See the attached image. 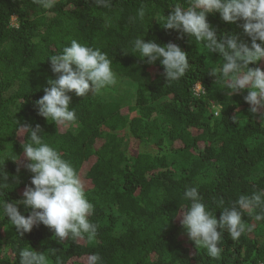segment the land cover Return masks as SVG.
Instances as JSON below:
<instances>
[{"label": "trees", "instance_id": "16d2710c", "mask_svg": "<svg viewBox=\"0 0 264 264\" xmlns=\"http://www.w3.org/2000/svg\"><path fill=\"white\" fill-rule=\"evenodd\" d=\"M177 3L186 6L188 0H109L108 7L93 0H56L50 10L32 0H0V204L23 198L32 174L23 167L22 143L29 142V134L20 124H39L43 142L80 176L94 206L89 219L97 226L91 240L60 241L43 225L19 237L0 212V264H19L20 250L30 247L45 253L48 264L57 258L86 264L94 252L103 264H264V220L255 219L260 208L237 205L251 231L233 240L218 229V258L196 246L179 222L191 203L183 196L190 187L218 220L240 195L264 191V111L251 113L246 92L228 96L209 76L221 63L218 54L195 37L178 38L181 34L163 29ZM141 6L143 20L137 17ZM208 21L218 35L247 39L219 14ZM137 38L178 44L188 54L185 76L167 82L159 61L149 64L134 51ZM72 40L107 53L113 72L137 89L128 100L106 97L108 86L85 97L69 93L76 121L59 125L38 116L34 104L48 80L58 78L48 58ZM258 66L264 68V61ZM18 207L22 215L31 212L22 203Z\"/></svg>", "mask_w": 264, "mask_h": 264}, {"label": "clouds", "instance_id": "9594fccd", "mask_svg": "<svg viewBox=\"0 0 264 264\" xmlns=\"http://www.w3.org/2000/svg\"><path fill=\"white\" fill-rule=\"evenodd\" d=\"M32 3L50 10L56 0H32ZM93 3L97 7L109 6V0H93ZM212 14H219L225 23L237 24L247 39H242L238 33L218 35L217 29L208 21ZM145 15L146 9L141 6L137 17L143 20ZM163 29L181 34L178 38L195 37L209 53L218 54L221 63L210 69L209 76L224 85L228 96L246 92L244 101L251 113L264 111V68L258 66L264 61V0H188L186 6L177 3L164 17ZM134 51L149 64L159 61L167 82L180 80L190 67L188 54L173 42L162 45L155 40L146 42L144 38H137ZM48 60L51 72L58 74V78L48 80L49 86L43 89L44 94L35 101L34 107L38 116L51 119L55 124L67 125L76 121V112L69 107L72 100L69 93H75L77 97L98 94L116 82L108 54L77 40H72L70 46H65ZM20 128L29 134V142H23L22 149L27 161L23 167L32 174L31 180L24 187L22 200L3 201L0 212L10 220L19 237L43 225L53 230L60 241L93 239L97 226L89 216L94 206L86 198L85 186L76 169L59 151L43 142L39 124L33 127L25 122ZM183 196L191 203L179 222L188 238L196 246L206 249L212 258H218L222 252L218 247L222 232L218 229H226L233 240L251 231L243 222L237 205L244 210L260 208L261 213L256 214L255 219L264 220V191L240 195L232 207L222 212L219 220L208 210L196 187L188 188ZM21 203L31 209L27 216L19 210ZM19 257V264H48L46 254L31 247L21 249ZM56 264H62V261L57 258ZM86 264H103V258L99 253H91L86 257Z\"/></svg>", "mask_w": 264, "mask_h": 264}, {"label": "rangeland", "instance_id": "374dc122", "mask_svg": "<svg viewBox=\"0 0 264 264\" xmlns=\"http://www.w3.org/2000/svg\"><path fill=\"white\" fill-rule=\"evenodd\" d=\"M12 22L13 24H15L16 18H13ZM115 79H116L115 84L109 85L108 89L105 91L106 97L110 96L113 98L115 96H121L122 98L127 97V100H128V98L131 97L135 93L137 86L134 84L130 85L129 82L124 81V79H122L116 74H115ZM197 89L199 90L200 86H198Z\"/></svg>", "mask_w": 264, "mask_h": 264}, {"label": "built area", "instance_id": "2783aa9c", "mask_svg": "<svg viewBox=\"0 0 264 264\" xmlns=\"http://www.w3.org/2000/svg\"><path fill=\"white\" fill-rule=\"evenodd\" d=\"M200 90V89H199ZM199 90H198V92H199Z\"/></svg>", "mask_w": 264, "mask_h": 264}]
</instances>
